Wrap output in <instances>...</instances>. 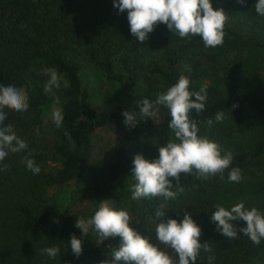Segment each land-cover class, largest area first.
<instances>
[{
  "label": "trees",
  "instance_id": "1",
  "mask_svg": "<svg viewBox=\"0 0 264 264\" xmlns=\"http://www.w3.org/2000/svg\"><path fill=\"white\" fill-rule=\"evenodd\" d=\"M211 2L228 15L224 43L216 48H205L199 36L180 38L164 24H157L142 44L129 31L127 11L119 12L113 0H0V86L22 87L29 97L25 112L3 110L4 125L11 124L28 147L0 162V168L8 166L0 170V264L110 259L119 237L100 242L91 229L82 236L75 227L77 218H90L101 200L126 210L131 228L176 259L155 235V211L162 201H133L129 190L134 155L151 161L158 157L157 147L173 137L169 111L158 106L157 119L137 116L136 127L129 129L122 112H99L91 102L82 82L88 68L98 82L119 85L127 93L130 112H139L137 100L155 101L180 75L189 78L190 91L207 85L205 110H193L190 118L197 121L199 135L232 152L231 167H240L243 179L229 182L228 170L223 179L182 174L184 191L167 202L162 219L179 222L191 213L202 231L200 243L207 241L212 249H201L195 264H209V256L212 264H264V239L259 245L242 233L227 239L210 222L216 204L230 208L243 202L264 213V16L255 12L256 0L243 6L237 0ZM53 67L62 76L54 90L64 112L59 128L51 119L53 98L44 92L48 77L43 70ZM217 111L225 113L219 123ZM209 118L214 120L210 129L204 123ZM110 127L116 132L113 143L102 156L95 155V137ZM25 157L40 167L38 174L26 168ZM71 235L82 241L78 258L71 251ZM51 246L60 249L55 258L41 253Z\"/></svg>",
  "mask_w": 264,
  "mask_h": 264
},
{
  "label": "clouds",
  "instance_id": "2",
  "mask_svg": "<svg viewBox=\"0 0 264 264\" xmlns=\"http://www.w3.org/2000/svg\"><path fill=\"white\" fill-rule=\"evenodd\" d=\"M246 0H237L244 5ZM113 7L119 12L127 11L129 31L135 40L144 44L148 34L154 31L157 24L166 25L167 29L180 38L199 36L205 48L222 46L225 36V25L228 15L222 8L214 9L211 0H113ZM255 12L264 16V0H256ZM43 74L48 77L44 92L52 96L51 119L57 128L64 123V112L57 107L60 103L55 89L61 86L62 76L56 68H46ZM190 80L180 75L176 83L166 91L157 95L155 101L142 98L135 103L139 112L122 111L123 123L129 129L136 127L137 116L157 119L160 108L165 106L171 117L168 127L174 134L168 142L157 147L158 157L149 161L142 154H135L132 160L131 177L135 181L130 185L131 199L159 198L162 202L155 211L159 221L155 226L156 239L160 244L175 253L174 259L168 252L141 236L129 226V213L116 209L109 200H101L90 218H77L75 227L82 236H87L91 229L98 235L100 242L108 238L119 237V246L111 249L110 259H104L98 264H195L201 249L211 252L209 242L200 243L201 228L192 219L191 213L185 212L182 219H162L168 201H174L183 193L180 185L182 174L195 171L198 178L208 179L223 175L228 170V181L239 183L242 177L240 167H231L233 154L222 150L221 146L207 135H199L200 128L196 120L190 118L194 110L200 114L205 110L208 99L207 85H202L198 91H190ZM64 87H68L64 81ZM236 108L237 105H233ZM25 112L29 108V97L22 87L13 85L0 86V162L11 153L27 149L26 142L19 138L11 124L4 125L6 113L4 109ZM225 119L223 111H217L214 117L219 123ZM214 120L209 118L204 123L212 127ZM26 168L33 174L40 172V167L29 157L24 158ZM4 165L0 170H7ZM173 181H175V190ZM210 222L215 223L216 230L227 239L238 238V233L248 237L254 245H259L264 239V213L256 207L246 208L243 202L230 208L221 204L214 206ZM243 221L244 226L237 227L233 222ZM70 247L77 258L82 254V241L71 235ZM60 252L56 246L41 249L42 254L55 258ZM209 264L214 260L208 258Z\"/></svg>",
  "mask_w": 264,
  "mask_h": 264
},
{
  "label": "rangeland",
  "instance_id": "3",
  "mask_svg": "<svg viewBox=\"0 0 264 264\" xmlns=\"http://www.w3.org/2000/svg\"><path fill=\"white\" fill-rule=\"evenodd\" d=\"M82 82L91 91V102L99 112L107 108H113L120 112L131 110L130 99L127 93L119 85L98 82L91 68L82 72ZM115 137L116 132L113 127L100 132L94 139V154L102 156L109 145L113 143ZM130 180V185L135 182L132 177H130Z\"/></svg>",
  "mask_w": 264,
  "mask_h": 264
}]
</instances>
